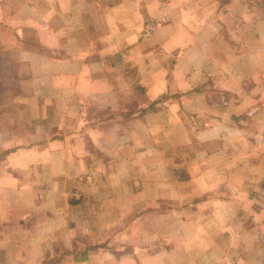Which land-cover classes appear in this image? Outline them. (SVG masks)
Instances as JSON below:
<instances>
[{"label":"crops","instance_id":"1","mask_svg":"<svg viewBox=\"0 0 264 264\" xmlns=\"http://www.w3.org/2000/svg\"><path fill=\"white\" fill-rule=\"evenodd\" d=\"M0 264H264V11L0 0Z\"/></svg>","mask_w":264,"mask_h":264},{"label":"rangeland","instance_id":"2","mask_svg":"<svg viewBox=\"0 0 264 264\" xmlns=\"http://www.w3.org/2000/svg\"><path fill=\"white\" fill-rule=\"evenodd\" d=\"M252 3L259 9L264 11V5H262V3H264V0H251Z\"/></svg>","mask_w":264,"mask_h":264},{"label":"trees","instance_id":"3","mask_svg":"<svg viewBox=\"0 0 264 264\" xmlns=\"http://www.w3.org/2000/svg\"><path fill=\"white\" fill-rule=\"evenodd\" d=\"M262 5H264V3H262ZM264 8V7H263Z\"/></svg>","mask_w":264,"mask_h":264}]
</instances>
